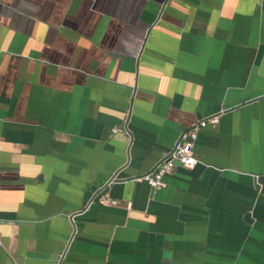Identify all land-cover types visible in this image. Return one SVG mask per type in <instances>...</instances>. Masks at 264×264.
I'll return each mask as SVG.
<instances>
[{"label":"crops","instance_id":"crops-1","mask_svg":"<svg viewBox=\"0 0 264 264\" xmlns=\"http://www.w3.org/2000/svg\"><path fill=\"white\" fill-rule=\"evenodd\" d=\"M263 92L264 0H0V264H54L69 239L59 264H264V98L200 129L162 188L66 216Z\"/></svg>","mask_w":264,"mask_h":264},{"label":"built area","instance_id":"built-area-1","mask_svg":"<svg viewBox=\"0 0 264 264\" xmlns=\"http://www.w3.org/2000/svg\"><path fill=\"white\" fill-rule=\"evenodd\" d=\"M221 113V110H219L215 114L198 119L194 122L191 129L181 131L174 142L172 151L167 154L165 159L157 164L153 170L135 176L133 181L144 182L150 189L157 190L164 186L162 177L169 174L175 166L187 169L194 167L198 162L197 156L193 151L197 133L206 125L216 124ZM112 131L114 132L116 129ZM98 203L114 205L116 201L110 199L106 194H102L98 198Z\"/></svg>","mask_w":264,"mask_h":264},{"label":"water","instance_id":"water-1","mask_svg":"<svg viewBox=\"0 0 264 264\" xmlns=\"http://www.w3.org/2000/svg\"><path fill=\"white\" fill-rule=\"evenodd\" d=\"M262 98H264V92L256 94V95H248L246 97H243L240 101H237L236 103H233L231 105H224L222 107H219L220 108L219 110H222L221 111L222 113L230 112V111L235 110V109H237V108H239V107H241L243 105L249 104L251 102H254V101L262 99ZM218 111H216L214 113H211V114H215ZM193 124L190 125L189 127L185 128V129H183L182 131L191 129ZM116 131H119V132L125 131V132H127V137H128V139H130V134L127 131L126 125H123V122L120 123L117 126ZM173 145H174V143H173ZM173 145H172V147L169 150L166 151V153H164L158 159V161L155 164V166L152 169H150L149 171L153 170L156 167L157 164H159L162 160L165 159L167 154L170 151H172ZM124 166H126V162H125V165L124 164L117 165V167L114 169L115 171H112L111 173H108L107 175H105V180L103 182H100L99 185L92 184L90 189H89L88 198L81 203V205L77 209V211H75V212H67L66 213V216H67L68 220L70 222H73L72 219H73V216L75 214H80L90 204L97 203L98 202V198L102 194L106 193L113 185L121 184V183H127L128 181H133V178L135 176H137V175H127L126 172H125V175L122 174V172H123L122 170H123ZM253 187H254V190L256 191V193H259V194L264 193V171H260L259 170L256 173H254V175H253ZM243 221H245V222L249 221L248 220V215L245 214L243 216ZM70 245H71V239H69V241L66 243L65 247H63L64 248L63 251L61 252L60 256L57 257V259L55 260L54 264H59L63 254L70 249Z\"/></svg>","mask_w":264,"mask_h":264}]
</instances>
